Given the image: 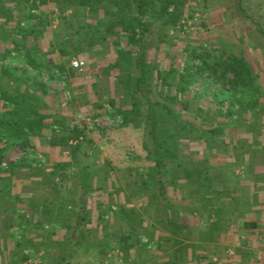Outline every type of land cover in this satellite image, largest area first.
Segmentation results:
<instances>
[{
    "label": "rangeland",
    "instance_id": "obj_1",
    "mask_svg": "<svg viewBox=\"0 0 264 264\" xmlns=\"http://www.w3.org/2000/svg\"><path fill=\"white\" fill-rule=\"evenodd\" d=\"M145 1L139 23L141 0H0V42L12 43L11 48H0V64L4 61L0 71L16 78L9 85L13 96L5 102L7 110L0 114V141L7 150L2 156L7 167L3 168L17 171L27 167L34 177L47 170L52 174L49 180L59 185L55 187L57 197L46 196L43 202V213L51 218H46L45 232L39 233L47 256H37L44 250H28L24 264H127L121 256L129 243L125 234L143 231L140 224L145 220L148 226L159 220L164 226L162 217L169 212L166 207L185 194L194 204L202 202L199 186L190 185L192 194L185 184L181 186L189 172L187 160L198 159L202 168H210L212 162L221 164L220 176L224 172L235 183L241 180L236 175L240 167H245L246 178L262 164L252 162L251 172L244 160L246 156L264 155V0H170L182 11L178 21L172 20L174 3L168 8L170 13H162L169 0ZM134 32L140 42L127 43ZM43 45L41 58L39 46ZM75 51L79 55L75 56ZM224 52L245 60L255 75L251 84L235 89L236 95L219 80L224 74V67L218 66ZM70 57L84 60L83 70L92 60V64L102 63L106 78L113 82L106 88L114 91V99L119 95L121 102L132 105L129 119H124L125 113L116 116L110 112L94 120L80 115L71 124L73 115L57 109V99L53 103L45 94L64 91L71 84L74 89L69 91L67 104H73L70 99L76 92L79 108L75 110L83 114L78 109L87 105V99L78 86L84 83L70 81L66 64ZM204 60L211 65L206 70L200 69ZM142 67L146 75L140 93L136 81ZM233 77L229 73L227 80ZM167 81L175 87L181 83L190 93L185 97L181 93L174 102L163 99L158 92L166 94ZM227 90L228 94L224 93ZM46 106L58 113L44 115ZM211 106L220 114L218 118L206 115ZM230 112L234 121L225 118ZM50 122L53 125L47 129L45 125ZM206 124L208 133L209 127L215 128L213 138L206 134ZM101 128L109 130L98 135ZM201 134L210 138L201 142ZM32 136L39 139L36 147L40 153L34 145H26ZM164 146L170 148L168 154ZM55 148L56 155L50 151ZM62 152H68L67 158ZM157 153L164 159L161 166L156 165ZM181 154L185 157L180 166ZM227 155L234 159L228 162ZM210 172L212 184L216 171ZM8 179L6 184L11 186ZM173 180L178 181L176 187ZM204 188L211 191L207 197H217L213 187ZM244 213L239 211L237 216L246 220ZM221 217L229 215L225 211ZM52 224L59 229L53 231L51 227L56 226ZM152 235L140 237L142 249L156 248L149 238ZM249 242L240 241L245 245L244 257L253 252ZM114 250L121 252L109 255ZM144 256L156 258L147 252Z\"/></svg>",
    "mask_w": 264,
    "mask_h": 264
},
{
    "label": "crops",
    "instance_id": "obj_2",
    "mask_svg": "<svg viewBox=\"0 0 264 264\" xmlns=\"http://www.w3.org/2000/svg\"><path fill=\"white\" fill-rule=\"evenodd\" d=\"M13 25L14 23H11L10 26ZM11 45L10 41L5 40V43L4 41L0 42V48L4 46L11 48ZM39 47H41V58H44L45 45ZM71 60L72 58L70 57L66 63L68 64L67 72L71 76L70 81L78 80L79 82L76 83H84L83 86H78V88L81 87L83 89V94L86 95L87 99V105H83L81 109H78L83 114L75 110L79 106V101L76 100L79 96H76V92L73 93L72 97L70 96V101H73V104L68 106V94L71 92L70 89L73 88L71 84L70 88L68 86L64 91H56L51 94L46 91L45 93L50 95V97L48 96L49 98L52 97L53 103L57 99V109L67 111L73 115L71 124L80 115L94 120L93 118L96 116H104L110 112H113L116 116H119L120 112L125 113L124 119H129L127 114H129L132 105L130 106L128 102H121L119 95H116L114 99V91L110 92V89L106 88H109L113 82L108 81L106 78L102 63L99 65L95 63L98 66L96 67L95 64H92V60L83 72H80L71 67ZM97 61L103 62L104 60L97 58ZM3 63L4 61L2 60L1 64ZM46 63L48 64V62ZM49 64H51V61ZM15 79L14 75L4 74L0 71V114L7 110L5 102L8 100V97L13 96V92L9 91V85L14 84ZM104 89L108 91L106 92ZM76 90L78 91L77 88ZM2 94L4 95L2 96ZM138 108L140 107L138 106ZM42 112L44 115L58 113L56 109L53 110L50 106H46L42 109ZM52 122L47 123L45 127L48 129L53 123L55 124V122ZM119 122L123 123L121 120ZM120 123L109 124L120 126ZM108 130V128H101L98 135H104ZM28 141L29 144L26 142L23 144L34 145L35 151L40 153L39 147H36L39 139L32 136ZM4 145L5 143L0 141V264H24L23 259L27 257L25 253L28 250L35 253L38 250H44L43 253L37 256L42 258L47 256L48 252H45L44 245L42 244V235L39 236V233L45 232V226L48 225L47 222L49 221L46 218H50V215L43 213L46 207L43 205V202L46 196L53 198L57 195L55 187L59 185H55L54 181L49 180L52 174L51 172H47V170L44 174H37L34 177L33 170L27 167L19 168L20 170L17 171L3 168L7 167L2 162V156L7 153ZM44 150L46 152V149ZM50 151L56 155L58 149L55 148ZM62 153L64 159L67 158L65 155L68 152ZM254 155L246 156L245 163H249L251 172L253 168L252 162L259 161L262 163L261 166H256V171L250 173L248 177H244L245 179L243 178L245 167H240L236 171V175L241 180L236 183L229 180L224 172L220 176L219 171L222 169L219 167L221 164H214L212 162L208 175L211 173L210 171H216L215 180H212L211 186L218 193L217 197H214L215 199L206 205L205 209H203L202 202L198 203V201L194 204L191 199L187 198L188 194H185L179 202L166 207L169 212L166 211L168 215L164 214L162 217L164 219V226L161 227L160 220L154 224L150 223L149 226L145 223L146 220L143 221L140 224L143 231L125 234V241L129 242L128 246L126 244L124 246L125 251L114 250L109 255L120 254L121 252V256H125L124 262L127 264H231V262H235L236 264H258V257L262 256L264 252V155ZM217 157L216 160L219 159ZM226 159L228 161L234 158L227 155ZM237 159L243 160L242 157H237ZM198 161V159H195L193 162L200 164ZM44 163H47L46 159ZM197 163L193 168L197 166ZM193 168L191 166L189 170ZM7 176L11 186L6 184L5 178ZM221 177L226 181L222 180ZM181 183V186L186 185L187 192H192L188 190L192 183L186 179L185 181L182 179ZM194 184L198 186V183ZM9 190H11L12 195H9ZM247 197H250V200ZM225 211L229 217L224 219L221 217V214L225 213ZM239 211L247 212L244 213L246 220L240 219L237 216V212ZM202 215H206V218L203 219ZM17 221L20 223L19 225H17ZM52 225L56 226L55 228L51 227L53 231L59 229V226L56 224ZM137 233H140V235ZM151 233H154V235L149 236V238L156 244V248L154 250L148 249V247H146L147 249L145 247L142 249L143 239L140 237ZM88 237L84 235L85 239ZM249 240V250L253 252L250 253V257H248V254H246L247 257H244L242 256L244 253L242 249L245 245L241 246L240 241L246 244ZM30 243L33 244L30 245ZM130 244L132 247H130ZM31 247L38 249H32ZM146 252L156 258L148 259L144 256ZM103 254L106 255V252L103 251ZM63 256L72 257L70 254ZM18 258H22V260H18Z\"/></svg>",
    "mask_w": 264,
    "mask_h": 264
},
{
    "label": "trees",
    "instance_id": "obj_3",
    "mask_svg": "<svg viewBox=\"0 0 264 264\" xmlns=\"http://www.w3.org/2000/svg\"><path fill=\"white\" fill-rule=\"evenodd\" d=\"M141 1L142 2L139 3V6H140L139 14L141 15V17L139 19V23H141V18L144 15L143 7L146 5V1L145 0H141ZM173 3L175 4V6H173ZM170 5L173 6V10L171 11L172 20L178 21L180 19V15H181V12L182 11L178 7V5L176 4V2L170 1V0L167 1V3H165L164 6H163V8H162V13H165V12L170 13L169 12L170 9H168L170 7ZM193 15L194 14H191L190 18H192ZM146 25H147L146 23H143V28L145 30H147ZM124 26H126V25H124ZM125 41H127V43H129V44H138L140 42V40L137 39V36H136V33L135 32L131 36H129L128 39L125 40ZM78 53H79L78 51H75L73 54L76 56V55H79ZM142 66L144 67V65H142ZM218 66L224 67V74L221 75V77H220L219 80L222 83L229 85L228 86L229 87V90L233 88L232 95L233 94L236 95V90L235 89H237L238 87L240 89H242V87L244 85H249V84H251L253 82V78H254L255 75L251 72V69L247 65V63L245 62V60H243L242 58H240L238 56H232V55L231 56H229V55L227 56V54L224 52L223 53V58L221 60V63L218 64ZM143 67H142L143 71L141 73V76L136 81V85H137V88L136 89L140 93L142 92V90H141V84H142V82H144L145 75H146V70ZM210 67H211V65L206 60H204V63L200 67V69L206 70V69H208ZM229 73H231L234 76L232 78V80H227V76H228ZM178 85H179V87L178 86L175 87V84L173 82L167 81V85H166V88H165V89H167L166 90V94L165 93H163V94L160 93L159 94V92H158V95H161L160 97H162L163 99H166L167 101H173L174 102L175 99H178L177 97H179L181 93L183 94L184 97L186 95L185 93H190V92H187L186 91L187 89L185 87H183L181 85V83H179ZM229 90L224 91V93L228 94V91ZM145 98H146V102H149V100H148L149 98H148L147 95H145ZM209 104H210V102H209ZM240 104H241V109L244 108V104H243L242 101L240 102ZM164 107H167L166 104L164 105ZM197 109L198 108L195 107V110L196 111H198ZM206 115L208 117H210V118H213V117L214 118H218L220 116V114H218V111L215 110L212 106H211V110L210 111H209V109L207 110V114ZM231 115H233V112H230V113L226 114L225 115V118L226 119L227 118L230 119V121H234L233 120L234 118H232V119L230 118V117H232ZM147 117L148 118H152L151 117V114H148V113H147ZM154 126H155V124L153 122L152 123V129H154ZM205 129H206V134L207 135H210L211 138H213L214 135H215V131H214L215 128L214 127H211V128L209 127V129H208L209 133H208L207 132V124H206ZM75 131L77 132L78 130H75ZM169 138L171 140V136ZM208 138H210V137L207 136L206 138H203V135L202 134L198 136V140L199 141L202 140L201 142L206 141V139H208ZM68 140L69 139H67L66 141L68 142ZM168 141H169V139H168ZM158 145H161V144H158ZM159 147H162V146H159ZM174 148H175V146H174ZM163 150L165 152H167V154H168V152L170 151V148L164 146L163 147ZM171 154L174 155L175 157L177 155V154H175L174 151ZM177 157H179V155ZM184 157H185V154H181L180 162L178 163V165H180V166L182 165L181 164V161H183ZM163 160L164 159L161 157V154H158L157 153L156 154V158H155L156 165L157 166H161ZM187 161H188L187 163L190 164L189 166H186V168H188V169L191 168V165L192 166H195L196 163H197V162H193V161L190 162L189 160H187ZM230 168L231 169H234L233 167H230ZM209 169L210 168L209 167H206V166H205V168H202V167H200V164L197 163V166L195 168H193L192 170H189L191 172H188V174L186 176L187 177L186 179H188V181L190 183H198V186L200 187V189L202 191V196H200L198 198H199V200L201 199V201L205 203V207H206V205L210 204V202H212L215 199L213 196L207 197L206 194L207 193H211V191L210 192H207V191H205V188H204L205 185L206 186L208 185L209 187H212L211 184H209V175H208ZM157 174L159 175V170L157 171ZM221 179L222 180H225L222 177H221ZM158 182L161 184V180L158 179ZM144 184H146V182H144ZM174 184H178V181L177 180H173V184H172L173 187L175 186ZM209 211H211V210H209Z\"/></svg>",
    "mask_w": 264,
    "mask_h": 264
},
{
    "label": "built area",
    "instance_id": "obj_4",
    "mask_svg": "<svg viewBox=\"0 0 264 264\" xmlns=\"http://www.w3.org/2000/svg\"><path fill=\"white\" fill-rule=\"evenodd\" d=\"M86 63L84 60L78 59V58H73L71 60V67L75 70H83V68L85 67ZM5 164V163H4ZM258 264H264V252L262 256L258 257Z\"/></svg>",
    "mask_w": 264,
    "mask_h": 264
}]
</instances>
